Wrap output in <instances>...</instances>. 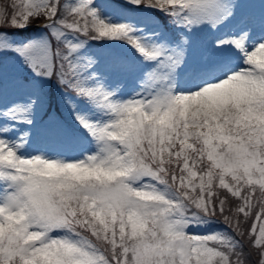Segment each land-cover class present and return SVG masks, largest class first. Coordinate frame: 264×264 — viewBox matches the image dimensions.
Instances as JSON below:
<instances>
[{"label":"snow or ice","instance_id":"snow-or-ice-1","mask_svg":"<svg viewBox=\"0 0 264 264\" xmlns=\"http://www.w3.org/2000/svg\"><path fill=\"white\" fill-rule=\"evenodd\" d=\"M0 264H264V0H0Z\"/></svg>","mask_w":264,"mask_h":264}]
</instances>
